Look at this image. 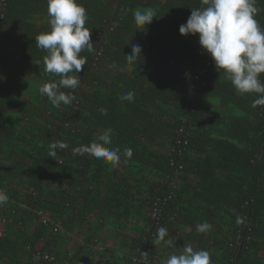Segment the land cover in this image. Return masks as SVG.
Listing matches in <instances>:
<instances>
[{
  "label": "trees",
  "instance_id": "16d2710c",
  "mask_svg": "<svg viewBox=\"0 0 264 264\" xmlns=\"http://www.w3.org/2000/svg\"><path fill=\"white\" fill-rule=\"evenodd\" d=\"M77 2L93 50L81 52L75 99L56 108L39 92L60 79L35 43L50 27L47 0H0V264H166L186 243L211 264H264V106L236 92L198 34L179 33L201 0ZM256 7L264 27V0ZM146 8L156 17L138 28L133 12ZM132 44L142 54L129 64ZM107 129L108 147H131V159L73 155ZM58 140L68 148L53 159ZM239 233L250 243L236 246Z\"/></svg>",
  "mask_w": 264,
  "mask_h": 264
},
{
  "label": "clouds",
  "instance_id": "9594fccd",
  "mask_svg": "<svg viewBox=\"0 0 264 264\" xmlns=\"http://www.w3.org/2000/svg\"><path fill=\"white\" fill-rule=\"evenodd\" d=\"M47 5L50 27L48 31L36 35L35 43L47 53L43 57L45 72L57 75L60 79L58 82L44 83L39 92L47 97L53 107L59 108L62 104L70 105L75 99L73 92L81 83L79 73L87 64V59L81 52L85 49L92 51L93 43L91 31L85 26L88 20L87 10L77 0H47ZM201 5L191 9L187 22L179 26V33L183 36L198 34L199 45L214 61L215 69L219 73L223 71L236 92L241 95L256 93L258 96L253 99L252 107L264 106V80H261L264 75V27L255 18L258 12L256 0H201ZM155 17L156 11L153 8L133 12L134 23L138 28L145 29ZM141 54L142 47L132 44L131 54L126 55L127 62H136ZM62 89L72 91L66 93ZM120 99L131 103L135 99V93L128 91ZM101 111L107 114V109ZM111 136L112 130L107 129L97 140L74 148L73 155L88 154L114 165L121 161V157L131 159V147L124 148L123 151L118 147H108L112 143ZM67 148L66 142L55 141L48 156L55 159L57 149ZM8 200V195L0 192V206ZM237 222L240 223L241 218L238 217ZM210 229L211 225L207 222L196 225L198 233H206ZM240 234L244 240L249 239L242 245L250 243V236ZM167 235L166 227L158 228L157 242L164 241ZM147 254L143 253V256L146 257ZM166 264H211V255L207 250H197L192 243H186L179 254H169Z\"/></svg>",
  "mask_w": 264,
  "mask_h": 264
},
{
  "label": "built area",
  "instance_id": "2783aa9c",
  "mask_svg": "<svg viewBox=\"0 0 264 264\" xmlns=\"http://www.w3.org/2000/svg\"><path fill=\"white\" fill-rule=\"evenodd\" d=\"M158 214V212L156 213ZM49 219L46 217V216H43L42 217V223L44 225H46L48 223ZM59 232V226L58 225H54L53 226V233H58ZM249 239L246 238L245 240L242 238L241 234L239 233V235L237 236V239H236V245L237 246H241L243 244V242H247ZM44 261H47V262H52L54 260L53 257H51L50 255H47V254H43L40 256Z\"/></svg>",
  "mask_w": 264,
  "mask_h": 264
}]
</instances>
